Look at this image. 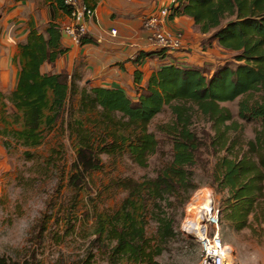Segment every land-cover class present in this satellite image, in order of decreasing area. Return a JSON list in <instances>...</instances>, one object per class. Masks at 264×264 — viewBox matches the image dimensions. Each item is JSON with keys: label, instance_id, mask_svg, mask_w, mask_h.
Masks as SVG:
<instances>
[{"label": "trees", "instance_id": "16d2710c", "mask_svg": "<svg viewBox=\"0 0 264 264\" xmlns=\"http://www.w3.org/2000/svg\"><path fill=\"white\" fill-rule=\"evenodd\" d=\"M59 2L69 14L63 0ZM178 4L170 18H192L202 34H210L207 47L216 41L226 53L234 54L236 65L223 64L210 75L206 68L168 63L153 72L133 99L121 88L86 85L80 89L74 79L70 82L68 73L42 74V64L54 62L64 52L62 32L55 24L48 28V39L32 31L27 43L20 45L24 64L17 90L9 97L23 123L20 131L12 133L18 145L28 150L42 145L45 132L54 128L77 93L79 113L100 114L98 132L75 121L77 159L68 186L76 193L88 186L87 175L102 170L103 154L125 153L139 167H147L149 158L159 150L149 126L167 108L172 114L170 123L158 127L172 140V160L156 179L120 183L128 197L119 210L96 213L95 238L77 264H93L99 255L108 264H160L157 259L165 245L177 236L176 222L162 210L163 203L171 205V197L198 188L195 168L204 148L223 154L212 173L218 190L228 192L219 211L222 220L237 231L264 225V0H178ZM91 41L85 38L82 44ZM165 55L164 50H143L135 64ZM141 75L140 71L135 74L137 85ZM238 99V118L259 124L254 138L247 141L242 139L243 125L231 110L221 106ZM200 121L211 124L212 135L206 127L199 132ZM25 155L31 157L29 151ZM75 209L76 204L67 209L65 233L56 237L58 243L74 232L71 217ZM149 218L158 226L153 238L147 235ZM45 230L44 226L38 236ZM0 264L19 263L0 255Z\"/></svg>", "mask_w": 264, "mask_h": 264}, {"label": "rangeland", "instance_id": "374dc122", "mask_svg": "<svg viewBox=\"0 0 264 264\" xmlns=\"http://www.w3.org/2000/svg\"><path fill=\"white\" fill-rule=\"evenodd\" d=\"M204 46L207 47V44ZM219 61L222 65H236L234 54L228 53ZM156 62L152 61L150 66L154 68ZM221 64L207 66L206 71L211 75ZM85 86L81 84L79 88ZM79 101V93L68 101L67 111L53 129L45 132L44 141L39 147L25 150L12 144L9 151L0 153V255L12 263H79L95 238L92 233L96 213L115 212L128 197V191L120 183L126 180L143 183L146 179H156L159 171L172 160V140L158 131L160 125L172 120L167 108L149 126L159 141V150L149 158L147 167H139L125 153L117 156L103 154L102 170L87 175L88 186L79 193L74 192L68 186V178L77 159L75 121H83L84 128L98 132L101 119L98 112L79 113ZM239 101L222 103L221 106L231 110L235 119L243 125L242 139L247 141L254 138L259 124L246 123L238 118ZM197 126L200 133L205 127L210 132L211 124L200 121ZM201 135L206 137L205 134ZM25 151H29L31 157L25 155ZM222 155H215L212 149L204 148L195 168L194 183L198 188L188 194L183 192L171 197V205L163 203L162 210L176 222L177 236L165 245L163 254L157 259L160 264H198L199 245L191 237V217L196 212L198 215L197 210H202V203L199 204L201 209L196 206V197L206 191L215 195V208L222 211L228 192L219 191L212 178L215 164ZM72 204H76L71 217L75 223L74 232L58 243L56 237L64 236L67 209ZM219 220L221 236L233 248V258L238 264H264V225L255 224L251 229L237 231L230 222L222 220L220 213ZM44 226L46 230L39 237ZM157 227L149 218L147 235L155 237ZM22 235L26 241L18 246ZM93 264L108 262L99 255Z\"/></svg>", "mask_w": 264, "mask_h": 264}, {"label": "crops", "instance_id": "0c3cea01", "mask_svg": "<svg viewBox=\"0 0 264 264\" xmlns=\"http://www.w3.org/2000/svg\"><path fill=\"white\" fill-rule=\"evenodd\" d=\"M59 1L0 0V153L9 151L12 144L18 145L12 133L20 131L23 125L19 118L21 113L16 112L9 99L17 90L24 64L20 45L27 43L32 31L48 39L51 24L62 31L63 26L70 23L71 19L61 9ZM170 1L84 0L97 12V20L89 27L92 41L78 45L61 33L60 44L64 52L54 62H44L41 73H68L70 82L74 79L77 86L121 88L135 99L136 91L145 87L153 72L165 64L179 63L197 68L221 64L219 60L228 53L216 41L211 47L204 46L210 34H202L194 20L186 16L169 18L165 28L172 34H183L187 51L135 64L140 51H150L148 33L142 27L143 18L166 7ZM113 30L115 35L111 33ZM152 61H157L154 68L150 66ZM137 71L142 73L139 85L135 83Z\"/></svg>", "mask_w": 264, "mask_h": 264}, {"label": "built area", "instance_id": "2783aa9c", "mask_svg": "<svg viewBox=\"0 0 264 264\" xmlns=\"http://www.w3.org/2000/svg\"><path fill=\"white\" fill-rule=\"evenodd\" d=\"M63 4L69 11L71 21L63 26L62 35L81 45L83 39L90 38L89 27L97 20L96 9L89 7L84 0H63ZM178 6V0H171L168 6L143 18L142 27L148 33L149 50H164L170 56L187 51L183 34H172L165 28L166 21ZM111 33L115 35L116 31ZM192 237L199 245L198 264H235L233 248L221 236L219 210L216 208L214 217L202 227L200 233Z\"/></svg>", "mask_w": 264, "mask_h": 264}, {"label": "bare ground", "instance_id": "6f19581e", "mask_svg": "<svg viewBox=\"0 0 264 264\" xmlns=\"http://www.w3.org/2000/svg\"><path fill=\"white\" fill-rule=\"evenodd\" d=\"M196 202H197V207L199 209H201L199 207V204L202 203V210H197L198 211V215L196 212V215H192L193 217L191 220V226H190V233L192 234V236H195L196 233H200L202 230V227L204 225L207 224V222L214 217V211H215V204H216V199H215V195L213 193H210L208 191H206L203 194H199L196 197ZM195 212V211H194ZM196 216V217H195ZM189 221V220H188ZM187 221V222H188ZM187 224V223H186ZM186 230V229H185ZM188 232V231H187ZM189 233V232H188ZM233 262L235 264H238L237 261H235V259L233 258Z\"/></svg>", "mask_w": 264, "mask_h": 264}, {"label": "clouds", "instance_id": "9594fccd", "mask_svg": "<svg viewBox=\"0 0 264 264\" xmlns=\"http://www.w3.org/2000/svg\"><path fill=\"white\" fill-rule=\"evenodd\" d=\"M26 241V238L22 235L18 241V246H21L25 243Z\"/></svg>", "mask_w": 264, "mask_h": 264}, {"label": "water", "instance_id": "95a60500", "mask_svg": "<svg viewBox=\"0 0 264 264\" xmlns=\"http://www.w3.org/2000/svg\"><path fill=\"white\" fill-rule=\"evenodd\" d=\"M192 237V236H191ZM193 238V237H192Z\"/></svg>", "mask_w": 264, "mask_h": 264}]
</instances>
